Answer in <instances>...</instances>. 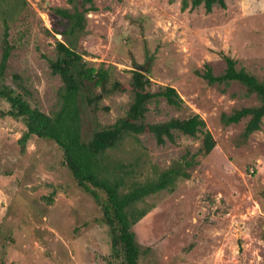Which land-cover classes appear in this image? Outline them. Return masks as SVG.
Listing matches in <instances>:
<instances>
[{
  "label": "rangeland",
  "instance_id": "1",
  "mask_svg": "<svg viewBox=\"0 0 264 264\" xmlns=\"http://www.w3.org/2000/svg\"><path fill=\"white\" fill-rule=\"evenodd\" d=\"M224 2L206 14L203 6L181 11L180 0H93L85 31L66 38L69 22L52 11L74 14L66 0H0V59L5 28L12 48L2 82L33 108L50 117L59 112L64 88L80 80L71 69L77 61L109 70L105 91L89 86L78 95L84 142L120 118L140 123L131 108L135 93L143 98L166 86L182 108L151 99L142 122L195 114L205 122L209 137L173 132L174 142L159 146L148 133L126 136L105 155L106 175L130 185L197 154L190 179L136 204L147 210L132 227L137 264H264V117L249 137L242 135L249 116L220 122L221 114L258 107L259 99L238 82L210 86L198 75L205 63L223 74L225 55L264 84V0ZM138 79L140 88L131 89ZM115 82L124 90L110 91ZM7 110L0 99V113ZM25 130L21 119L0 118V264H119L99 204L63 167L62 150L31 136L20 152Z\"/></svg>",
  "mask_w": 264,
  "mask_h": 264
},
{
  "label": "trees",
  "instance_id": "2",
  "mask_svg": "<svg viewBox=\"0 0 264 264\" xmlns=\"http://www.w3.org/2000/svg\"><path fill=\"white\" fill-rule=\"evenodd\" d=\"M66 1L73 7L74 14L61 8H55L52 11L69 22L68 29L64 31L67 38L84 32L85 15L96 9L93 0H81L80 9L78 6H73L74 0ZM168 2L172 4L174 0H168ZM215 5L225 8L224 0H180L181 11L187 9L190 11L203 6L205 13L209 14ZM3 35L0 59V99L9 104V110L1 112L0 118L9 116L24 122L26 130L18 140L22 153L31 136L53 141L59 146L63 152L61 162L63 167L70 171L77 185L99 204L102 214L101 222L108 227L110 235L112 258L121 259L119 264H137L140 251L132 227L146 215L147 210L137 208L136 204L161 191L172 192L178 180L190 179V169L197 164V154L191 155L187 152L182 156L181 161L175 162L167 170L162 171L156 179L130 185H125L124 179L121 177L116 176L110 179L109 176L114 173L106 175L108 169L104 164L105 155L107 151L115 149L126 136L148 133L159 146L164 145L166 141L173 143V132L188 137H196L197 134L209 137L205 122L197 114L186 119H170L162 123L146 124L142 122L147 113L146 104L151 99L162 98L167 105L176 109L182 108L183 100L176 90L166 86L160 87L155 93L147 92L143 98L139 93H135L131 108L136 113L135 118L141 120L140 123L120 118L110 127L94 132L90 140L84 142L78 123V95L81 89L88 90L89 86L99 87L105 91L110 76L109 70L103 67L95 69L79 61L74 63L71 69L75 71L80 80L71 89L64 88L61 96V108L54 117H50L39 109L33 108L21 94L3 84L2 79L12 49L7 42L6 28ZM57 46L62 47L63 44L58 43ZM64 46L69 52L71 51V48ZM67 53L59 56L60 63H65L66 60L63 58L68 56ZM222 59L226 66L223 74L215 76L208 63H205L204 72L198 73V75L210 86L238 82L245 86L249 93L257 95L258 107H244L234 110L231 114H221L220 116V122L225 126L238 124L249 116L250 119L242 132L244 137H249L252 133L260 130L261 120L264 117V84L243 68L236 69V61L232 58L223 55ZM140 81L142 82V78ZM140 81L138 79L131 83V89L140 88ZM122 90L124 89L118 82L113 83L110 88L112 92ZM133 117L132 115L131 118ZM209 144L207 148L203 149H210L213 144ZM116 171L115 169L114 172ZM99 192L104 195V199H100Z\"/></svg>",
  "mask_w": 264,
  "mask_h": 264
},
{
  "label": "crops",
  "instance_id": "3",
  "mask_svg": "<svg viewBox=\"0 0 264 264\" xmlns=\"http://www.w3.org/2000/svg\"><path fill=\"white\" fill-rule=\"evenodd\" d=\"M177 1H179V0H177Z\"/></svg>",
  "mask_w": 264,
  "mask_h": 264
}]
</instances>
